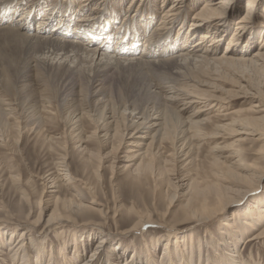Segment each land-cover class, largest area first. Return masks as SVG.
Wrapping results in <instances>:
<instances>
[{
  "label": "rangeland",
  "instance_id": "rangeland-1",
  "mask_svg": "<svg viewBox=\"0 0 264 264\" xmlns=\"http://www.w3.org/2000/svg\"><path fill=\"white\" fill-rule=\"evenodd\" d=\"M80 1L41 0L36 16L31 21L30 31L39 29L38 23L43 20V17L45 19L44 10L46 9L53 8L56 13V19H50L52 26H44L46 32L53 34L63 24L60 30L65 31L68 28L75 33L77 23L82 24L81 27L84 28L79 33H86L88 28L84 23L86 19H89L90 14L96 13L98 16L104 15L107 19V24L102 27H105L103 29L108 37H112L108 53H114V50L125 44L130 48L123 47L124 50L133 49L134 57L138 58L145 48L147 35L153 32V38H157L158 33L155 29L165 10V7L164 10L161 7L162 0H146L149 1L146 4V14H152L147 21L151 20V22L145 34L142 35L140 44H135V48L139 46L135 50L131 46L137 36H133L130 28L133 27L134 31L138 30L142 34L144 29L141 22L143 21L137 19L135 24L129 25L128 19L137 14L135 10L138 7L141 8L139 3V6L134 5L129 9L132 0H105L104 4H100L103 0L100 3L94 0V3L86 6L82 11ZM179 1L170 0L168 4H176ZM183 1H186L188 5L186 17L182 21L181 19L173 21L171 25H168L169 28L165 26L166 28L159 32L163 35L168 31L167 40L178 38L180 42L184 41L186 31L193 29L192 25L195 21L192 17L199 12L204 2V0ZM218 1L220 0H213V2ZM31 2L30 0L25 3L13 19L4 20L0 26V111L2 110L4 115L7 114V117L0 116V228L4 230L0 232V251L7 253L6 249L9 247L14 251L17 242L20 241L18 246L21 248L30 239V244L27 245L29 247L27 264H77L89 259L90 253L99 244V238L106 237L104 241L107 244V251L103 249L104 244L98 249V252H103V256L106 257L103 264H122L124 260L127 264H170L169 262L171 264H264V239L248 241L252 234L264 227V217L257 215L262 223L259 221L255 223L256 230L243 225L245 219L250 220L249 217L254 216L253 213L258 205L264 209V180L258 182L257 187L253 186L254 192L248 196L240 199L236 197L235 202L213 219L204 223L181 220L182 207L187 197L186 183L189 180L205 176L207 179L213 178L212 172L216 170L212 166L213 160L220 158L221 161L227 162L229 159L225 157L230 152H237L241 163H252L255 159L253 153L264 147L261 139L253 141L249 138L250 140L242 143H233L237 138L229 135L231 128L225 129L228 131H217L218 136H214L213 139L212 135L208 134L212 132L213 124L224 125L229 122L228 117L225 118L228 120L222 118L227 113L231 115L235 111H242L241 114L251 115L256 119L264 116V75L250 67L247 70L244 66L235 65L239 67L236 68L227 64L216 65V68L210 64L211 69L208 72L207 70L201 71L202 73L192 72L187 77L189 80L178 81L177 86L194 89L203 95L219 99L220 102L222 100L221 103L227 107L218 110L206 108L194 117V120L201 121L202 126L186 131L183 123L191 118L198 108L178 112L177 104L171 103L168 107L172 112L168 111V107L159 109L166 122L161 136L163 142L159 143L155 140L151 142L153 135L151 129L142 135L144 138L137 139L136 137L139 136L137 134L136 139L129 140L128 136L134 128L129 126V117L123 112V108L129 107L131 110V107H136L135 109L145 111L146 109L142 107L143 89L155 87V85L161 88L160 84L165 86L169 78L168 72L149 67L118 69V72H115L116 76H113L114 79L109 78L115 80L116 86H111L112 90H110L111 87L108 84L113 82L110 80L103 87L105 106H103L104 103L96 104V99L88 98L85 80V83L82 82L83 80L78 81L79 85L74 87L75 93H73L65 78L61 79V72L58 71L60 65H54L53 68H48L49 70L37 67L35 71L19 79L20 71L28 57L24 53L27 48L26 42L2 28L23 13L25 17L23 21L27 22L33 11H26ZM227 3L222 16V19L227 21V28L222 35V41L217 45L218 55L225 49L251 46L247 56H252L256 47L258 49L264 40V0H254L255 12L252 17L254 21L245 24L241 38L234 37L233 41L230 38L243 14L246 0H228ZM61 17L63 20L58 26ZM214 24L216 27L219 26L218 22ZM251 26H255V31L250 29ZM93 27L89 26L87 32L95 34L94 31H97L99 34L102 27H96V29L95 25ZM219 32L216 35H219ZM199 33L200 31L192 36L188 43L189 47L199 40ZM91 36L93 37L91 39L89 36L85 37L86 43L93 42L95 35ZM79 37L80 35H66V39L72 40ZM206 39L199 40L203 43L201 45L203 48L210 43V38ZM152 40L154 41L151 39L150 43L153 42ZM99 44L100 41L92 47ZM163 49H166L163 53H167L170 48L160 45L154 52L159 53ZM35 52L32 53L33 56L40 54ZM173 52H170V55ZM54 62L58 63L57 60ZM117 73L120 78L124 76L122 80ZM132 76L134 78H131ZM19 81L23 82L19 84ZM156 87L154 90L158 92ZM116 91L120 93V96L122 95L120 102L115 100L114 96L112 99L109 98V94ZM257 102L261 105L259 112H255L252 108ZM146 112L150 115V108H147ZM172 114L176 120L171 117ZM235 128L237 127L233 129ZM106 133L110 137L105 136ZM187 137L188 140L182 146L183 140ZM128 141H133L134 145ZM116 146L118 150L113 155L111 149ZM132 149L144 153L145 158L142 161H139L140 156L135 159H125L130 156L129 151ZM152 152L157 154L152 156L151 169L140 167V170L136 171L139 162L143 167L148 163ZM64 155L71 179L53 181L56 165L60 157ZM49 177L50 180H48ZM45 181H47L46 184L54 183L51 190L56 193L49 195L45 193L46 189L43 187ZM172 193L176 200H171ZM56 198L59 199V203L63 200H72L96 210L95 212H77L74 209L70 214L72 221L66 222L63 228L58 230L60 237H56L54 231L58 227L51 228L45 225ZM59 203L57 207L60 211ZM98 210L104 211L103 214L97 213ZM41 212V222L34 223L33 221H36ZM165 212L167 213L164 214ZM145 215H148L151 221L143 226L134 227V223L138 221L137 218ZM162 215H164L163 219H161ZM29 227L31 232L28 231ZM22 231L26 234V240L25 237H20ZM73 235L76 243L72 240ZM166 246L169 255L161 263L163 248ZM36 249L37 251L40 249V253L37 252L38 257H36ZM115 253L118 254V259L115 255L113 256ZM3 257L0 255V258ZM97 257L98 254H95L93 258L95 262ZM110 257H113V260ZM6 264H20V260L13 262L7 258Z\"/></svg>",
  "mask_w": 264,
  "mask_h": 264
},
{
  "label": "bare ground",
  "instance_id": "bare-ground-1",
  "mask_svg": "<svg viewBox=\"0 0 264 264\" xmlns=\"http://www.w3.org/2000/svg\"><path fill=\"white\" fill-rule=\"evenodd\" d=\"M31 1L32 2L28 6L26 11H29V10H33V11H31L32 15L30 18H28L29 20L27 22L23 21L25 18L23 16V14H24L23 13L16 20L12 21L11 23L9 22L6 26H3V28H2L5 31L11 32V33L15 34L16 36L21 37L26 42L27 48H26L24 53L28 57H27V62L25 64H23L22 70L20 71L21 76L19 79H23L25 77V75H27V73H31V72L35 71L37 67L38 68L41 67L43 69L49 70L48 68H51V67L53 68L54 65H60L59 66L60 70H58V71L61 72V74H60L61 79L65 78V80L68 82V84L70 86V89H72L71 91L73 93H75L73 91L74 87L77 86V84L79 85L78 81L83 80L82 82H84V80H85L87 82L86 89L88 91V98L89 99L90 98L96 99V101H95V102H97L96 104L104 103L103 106H105L106 99L104 96V92L102 91L103 87L105 85H107L110 80L113 82L112 83L110 82V84H108V85H110V87L115 85V82H114L115 80H112L109 78L114 79V77L116 76L115 72L116 71L118 72V69L126 68V70H127V68H129V67L130 68L149 67V68H152V69H155L158 71L168 72L169 78H168V80L165 79L166 80L165 86H162V84H160L161 88H158V85H157V87L155 85L156 89L158 88V92H156L154 90L155 87H153V86L147 87L145 90L143 89V91H142L143 92V101H142L143 106L142 107H144L146 110H147V108H150V111H151L150 115H148L149 113L146 112V110L140 111L138 109H135L136 107L135 108L131 107V110L129 109V107H128V109L123 108V112L126 115H128V117H129L128 118L129 126H133V128H134L133 132L131 134H129V136H128L129 140H131V138L134 139L135 135H137V134L139 135L138 137H136L137 139L144 138V136L142 137V135H145L147 133V130L151 129V131H153V135L151 137V142L154 140H155V142H159V143L163 142L161 136L163 135V132L165 130L166 122H165L164 117L161 114V111H159V109H160V107H166L165 109H167L168 105L171 103L177 104L176 108H177V110H179L178 112L187 111L188 109H191V108L192 109L198 108V110H196L193 113V116L191 118L186 119V121L183 123V126L186 128L185 129L186 131L191 130L192 128H196V126H198V127L202 126L201 121L194 120V117L196 115L198 116V114L201 113L206 108L209 107V109L218 110V109L227 107V105L225 106L221 103L222 100L220 102L219 99H214L212 97H208L206 95H203L202 93L195 91L193 88H192L193 90H189V89H186L184 87L177 86L178 81L189 80L187 77L189 75H191L192 72L193 73H198V72L202 73L203 70H207V72H208L211 69L210 64L213 65V68H216V65L227 64V65H233L234 67H236L235 65H239L242 67L244 66L245 68L247 67V70L250 67V68H253L254 71H256L257 73H261L264 75V40L262 41L263 45L262 44L259 45L258 49L256 47V51L252 56H247L248 55L247 53L252 48L251 46L248 48H239V49L233 48V49H227V50L225 49V51H223L221 54L218 55L219 51H218L217 45L222 41L221 40L222 35H224L223 33L227 28V21L223 20L222 16L224 15V10L226 9V6L228 5V3H227L228 0H220L218 2H213V0H204L203 4H201V8H200L199 12H197L194 15V17H192V20L195 21V23H193V25H192L193 29L186 31V35L183 38L184 41H182V42H180V40L178 38H177V40L176 39L172 40V38L171 39L169 38L170 40L169 39L167 40V38L169 37L168 31H166L165 34H163V35H162V33H159V32L161 30L165 29L166 28L165 26H167V28H169L168 25H171V23L173 21H176L178 19H181V21H182L184 19V17H186V11L188 9V5H187L186 1H183V0H180V1L178 0L179 1L178 3H176V4L172 3L171 5L168 4V2L170 0H162V2H161L162 6L161 7L163 8V10L165 7V10L162 13L161 21H160L158 27L155 29L156 33H158L157 38H153V32L150 35H147L146 45H144L145 48L143 49V52L141 53L140 57H138V58L134 57V54L132 53L133 49H125L124 50L123 47L130 48V47H126L125 44H122L121 46H119V48L117 50H114V53H112L111 51L110 52L112 54L108 53L110 50V45L112 43L111 42L112 37H108V35L106 34L107 32L106 31L104 32V29H103L105 27H102V26L107 24V22H106L107 19L104 15L98 16L96 13L90 14L89 19H86V23H84V24H86V28H88V30H89V26H90V28H92L95 25V29H96V27L97 28L102 27L101 30L99 31V34L97 33V31H94V30L93 31L95 32V34H93L90 31L87 32L88 30L86 31L87 34L86 33L80 34L79 32L82 31L84 28L81 27L82 24H78V23L75 25V26H77V27H75V30H76L75 33L76 34L73 33L72 30H68V28H66L65 31L60 30L61 27L63 28L64 24L61 25V27H59L56 31H54V34L50 33V32L49 33L46 32L44 30L45 27H48L49 25L52 26L50 19L51 18L56 19L55 18L56 13H54L55 10L53 8L44 10L45 11L44 13H46L44 15V16H46L45 19L43 17V20L38 23V25H39L38 30L31 32L30 31V28H32L31 21L33 20L34 16H36L37 10L41 4V0H31ZM98 1L99 2H96V3H100L101 0H98ZM27 2H30V0H0V26H2V23L4 22V20L13 19L16 12L21 10L20 8ZM80 2L82 5L81 10L83 11L86 8V6H89L92 3H94V0H81ZM148 2L149 1H146V0H132L130 5H129V9L134 5L139 6L138 3L141 5L140 9L138 7L135 10V12L137 14L132 15V17L130 19H128L129 25H131L132 23L135 24L137 19H141L140 21H143V22H141V26L144 29L143 33L141 34L140 31H138V30L134 31L133 27L130 28V31H132L133 36L134 37L137 36V38L134 41L131 48H133V47L135 48V46H136L135 44H137V45L140 44V39L142 38V35L145 34V30L151 22V20L147 21L149 16L152 17L151 13L149 15L146 14V12H147L146 4H148ZM104 3H105V0H103L100 4H104ZM34 12H35V14H34ZM254 12H255L254 0H246V4L243 7V14L240 17L239 22L236 24L235 31H234L232 37L230 38L231 41H233L234 37H237V36L239 37V39L241 38L243 29H244L243 26L245 24H248V23H251L254 21L252 18ZM59 19L60 20L58 21V26L60 25L61 20H63V17H61ZM80 20H82V19H80ZM217 22L219 23L218 25L220 27L219 26L216 27V25L214 24ZM90 23H91V25H89ZM213 25H214V27H213ZM78 27H80V28H78ZM250 29L255 31L256 28H255V26H251ZM218 30L222 31V32H219ZM199 31H200V33L198 35L199 40H203V39H206L207 37H209L210 43L208 45H206L205 48H203L201 46L203 43H201V41L198 40L195 44H193L189 47L188 43L190 42L192 36ZM124 32H125V30H124ZM189 32H190V35H189ZM218 32H219V35H216V33H218ZM45 34H47V35H45ZM72 34L73 35H80V37L77 39L73 38L74 40L66 39V35H72ZM91 35H95V39L92 40L93 42L91 44L88 42L86 43L85 37L89 36V38L91 39V38H93ZM68 38H70V36H68ZM151 39H154V41L152 40L153 42L151 41L152 43H150ZM99 41H100L99 45L102 44L101 46L98 45V46L92 47V45L97 44ZM160 45L163 46L164 48L169 47L170 48V49H168L169 51L167 53H163L166 50V49H163L161 51L162 53L161 52L155 53L154 52L155 48L160 46ZM242 46H243V44H242ZM138 47L135 48V50H137ZM189 48H191V49H189ZM160 49H161V47H160ZM177 49H179V50H177ZM35 51L40 52V54H38L37 56L36 55L33 56L32 53H34ZM170 52H173V54L170 55ZM54 60H57L58 63H55ZM258 63H260V64H258ZM129 71H131V70L129 69ZM139 71H140V69H139ZM117 75H118V73H117ZM118 77L120 78V75H118ZM122 77H124V76H122ZM119 78L116 77V79H118V80H119ZM131 78H134V77L132 76ZM139 78H141V77H139ZM21 82H23V81H19L18 83L20 84ZM116 82H117V80H116ZM197 85H199V84L197 83ZM133 88H134V86H133ZM19 89H21V88H19ZM119 89H121V88H119ZM110 90H112V87L110 88ZM131 90H132V88H131ZM22 91L23 90H21V92ZM118 91L120 92L121 90H118ZM118 91H116L115 93L111 92L109 94V98L112 99V96H114L115 100L117 99V101L120 102V97L122 95L120 96V93H118ZM129 93H130V91H129ZM138 94L141 96L140 93H138ZM132 97H133V95H132ZM134 99H135V97H134ZM124 101H126V100L124 99ZM135 101H137V100H135ZM224 102H226V101H224ZM260 107H261V105L258 102H257V104L254 103V106H252V108L255 109L254 110L255 112H259ZM165 109H164V111H165ZM128 110H130V111H128ZM170 110L168 107V111H170ZM2 112L3 111L1 110L0 111L1 118L4 116L7 117V114L4 115L5 113L4 112L2 113ZM126 112H128V113H126ZM170 112H172V111H170ZM241 112L242 111H235V112L231 113V115H229L228 113L223 115L222 118L225 119L228 117L229 122L224 124V125H222V124L220 125L219 123L213 124L212 125V132L208 133V134L212 135L211 138L213 139L214 136H218L217 131L222 132V130L231 128L230 129L231 134H229V135H234L235 138H237L236 140H234L235 142H233V143L238 144V143L248 141L250 139L253 141H258L261 139V140H263L262 142L264 143V116H262L260 119H256V118L251 117V115H247V114L243 115V114H241ZM173 113H174V111H173ZM2 115H4V116H2ZM152 115H154V116H152ZM173 115L174 114H172L171 117H173ZM228 119H225V120H228ZM174 120H176V119L174 118ZM202 121H204V120H202ZM206 124H207V122H206ZM232 127L233 128L237 127V128L233 129ZM225 131H228V130H225ZM198 134H199V132H198ZM105 136L108 137L109 134L106 133ZM255 137H257V138H255ZM187 140H188V137L183 140L182 146L184 143H186ZM199 140H201V138ZM128 143L132 144L133 141H128ZM149 144H147V145H149ZM132 145H134V144H132ZM141 145H138V146L141 147ZM228 149H230V148H228ZM117 150H118V146L113 147V149H111V153L114 155L117 152ZM140 152H139V150L135 151L132 149L131 151H129V153H131L130 156L125 157V159L126 158H128V159L134 158L135 159V158H138L137 156H140L141 158L139 161H142L145 158V155H144V153H140ZM230 153L227 157H225V159H229V161L227 160V162L221 161L220 158H215L213 160L212 166L216 169L215 172L214 171L212 172L213 178L207 179V177L205 176V177H200L199 179L197 178L195 180H189L186 183V190H187L186 196L187 197H186L185 203L182 207L183 218H181V220L183 222L184 221H186V222L196 221L197 223H204L210 219L217 217L218 215H220L224 212L225 208H227L228 206H230L233 202H235L237 200L236 197L238 199H240V198H244V197L248 196V194H250L251 192H254L253 188L257 187L258 182L260 183L261 181L264 180V147L261 148L260 150H257V152L253 153L255 156V159H253V162L249 163V164L241 163L239 156L237 155V152L234 151L233 153H231V154ZM156 154H157V152H152L148 163L144 167L139 162V164L137 165L136 171L138 169L140 170V167L147 169V170H150L151 165H152L151 162L153 160L152 156H155ZM124 162H126V161H124ZM54 172H55L54 173L55 176L52 175L53 181L56 179H59V180L71 179L69 171H68L65 155L60 157V160L57 163ZM50 179L51 178L49 177L48 180H50ZM46 182L47 181H45V183L43 182L44 183L43 187L46 189L45 193H48V195L56 193L55 191L51 190V188H53V186H54V183L52 182L50 184H46ZM170 184H172V183H170ZM171 196H172L171 200H173V199L176 200L173 193L171 194ZM58 203H59V199L56 198L54 200L53 209L51 210L48 218L46 219V223H45L46 227L47 226L51 227V228L58 227L54 231L57 235L56 237H60L58 230H61L63 228L64 224H66V222L68 223V222L72 221L70 214L72 213V211L74 209L77 212L78 211H81V212L93 211V212H95V210H96L95 208L87 206L81 202L77 203V202H74L72 200H63L62 202L59 203L61 206V210L59 211L58 207H57ZM42 212L39 213V215L35 219L36 221H33L34 223H40L41 222ZM103 212L101 210H98L97 213L102 215ZM166 213L167 212H165L164 214H166ZM253 214H254V216L251 215V217H249L250 220L245 219L243 225L246 226V228L248 227L251 230H256L255 229V227H256L255 223H257L258 221H259V223L261 222L260 219L257 218V215L259 217L261 215L264 217V209L262 208L261 205H258L257 210ZM163 217H164V215H162L161 219H163ZM25 218L27 219L28 215L25 216ZM137 220L138 221L136 223H134V227L143 226V225H145L151 221L148 215L139 216L137 218ZM225 220H227V219H225ZM231 228L234 229L233 227H231ZM28 231L31 232L30 227H29ZM0 232L2 233V232H4V230L1 229ZM42 232H44V231L42 230ZM172 233H170V234H172ZM106 234L108 235V233H106ZM10 235H12V234H10ZM21 236L25 237V240H26V234L24 231H22L20 233V237ZM43 237H44V235H43ZM124 237H127V236H124ZM105 238L106 237H100L99 238V244L90 253L91 255H90L89 259H87V260L85 259L84 261L77 263V264H103L104 261H106V257L103 256V252H98V249L101 248V246H103V244H104L103 249H105L107 251V247H106L107 244L104 241ZM41 239L44 240V238H41ZM262 239H264V227H262V229L257 230V232L255 234H252V236L250 238H248V241L251 242V241H257V240H262ZM72 240L74 241V243H76V241L74 240V235H73ZM29 242H30V239H29V241H26L25 244L22 245L21 248L18 246L20 241L17 242L14 246V251H13V248L11 249L10 247L6 249L7 253L0 251V255L4 256L3 258H0V264H6L7 258H10L13 262H15L16 260L17 261L20 260V264H27L28 263V257H29V247H27V245L30 244ZM41 246H42V244H41ZM178 247L179 246L177 245V248ZM41 249H43V248H41ZM39 250L40 249H38V251H37V249H36V257H38L37 252H39ZM95 251L98 253H96ZM106 251H105V253H106ZM168 252L169 251H168L167 246L164 247L163 253H162V260H160V262L165 260V257L169 255ZM95 254H98L96 262H95V260H93V258L95 257ZM114 255H115V258L117 257L116 259L119 258L118 254L115 253V254H113V256ZM78 258H80V257H78ZM110 258H111V260H113V257H110ZM114 262H117V261H114ZM169 263L171 264V262H169ZM122 264H127L126 260H124Z\"/></svg>",
  "mask_w": 264,
  "mask_h": 264
}]
</instances>
